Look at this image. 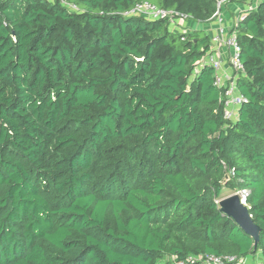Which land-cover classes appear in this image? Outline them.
Instances as JSON below:
<instances>
[{"label": "trees", "instance_id": "16d2710c", "mask_svg": "<svg viewBox=\"0 0 264 264\" xmlns=\"http://www.w3.org/2000/svg\"><path fill=\"white\" fill-rule=\"evenodd\" d=\"M63 1L0 0V264H264V1L237 32L236 122L213 67L192 79L204 28L124 15L202 24L218 0ZM245 187L257 245L218 202Z\"/></svg>", "mask_w": 264, "mask_h": 264}, {"label": "built area", "instance_id": "2783aa9c", "mask_svg": "<svg viewBox=\"0 0 264 264\" xmlns=\"http://www.w3.org/2000/svg\"><path fill=\"white\" fill-rule=\"evenodd\" d=\"M54 2L56 0H49ZM62 3L77 10V6L66 1ZM264 0H218L213 15L203 22L194 21L183 13L169 11L150 3H137L134 8L124 15L144 16L150 20L169 19L172 29L185 35L194 29L204 28L210 36V47L205 56L196 64L192 79L205 66L214 68V85L222 90L225 118L231 122L239 119L241 107L248 102L245 95L238 90V81L244 76L245 68L241 59V45L238 41V28L249 12L255 10ZM227 179L235 177L233 169L230 170ZM241 201L247 205L250 190L245 187L238 191ZM248 206V205H247ZM245 260L238 259L234 255L217 256H190L185 261L176 264H245ZM246 262V261H245Z\"/></svg>", "mask_w": 264, "mask_h": 264}, {"label": "water", "instance_id": "95a60500", "mask_svg": "<svg viewBox=\"0 0 264 264\" xmlns=\"http://www.w3.org/2000/svg\"><path fill=\"white\" fill-rule=\"evenodd\" d=\"M220 206L221 211L232 217L247 234L255 239V245H257L260 240V227L255 224L249 207L241 201L240 195L234 193L222 198Z\"/></svg>", "mask_w": 264, "mask_h": 264}, {"label": "rangeland", "instance_id": "374dc122", "mask_svg": "<svg viewBox=\"0 0 264 264\" xmlns=\"http://www.w3.org/2000/svg\"><path fill=\"white\" fill-rule=\"evenodd\" d=\"M234 193H238V192H235V191H233V190H230V189L226 188V189H225V193H224V197H223V198H225V197H227V196H230V195H232V194H234ZM238 194H239V193H238ZM220 201H221V199H220L218 202L220 203ZM247 205H248V203H247ZM248 207H249V205H248ZM253 261H255V262L253 263ZM244 263H245V264H259L258 262H256L254 256H252V258H250V260H247L246 262L244 261Z\"/></svg>", "mask_w": 264, "mask_h": 264}, {"label": "crops", "instance_id": "0c3cea01", "mask_svg": "<svg viewBox=\"0 0 264 264\" xmlns=\"http://www.w3.org/2000/svg\"><path fill=\"white\" fill-rule=\"evenodd\" d=\"M205 32H206V31H205ZM257 257H258V256H257ZM257 257H256V258H257Z\"/></svg>", "mask_w": 264, "mask_h": 264}]
</instances>
